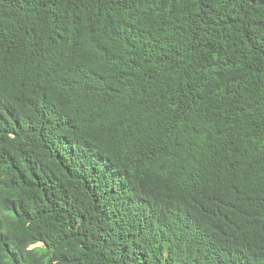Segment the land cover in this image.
Segmentation results:
<instances>
[{"label":"trees","instance_id":"16d2710c","mask_svg":"<svg viewBox=\"0 0 264 264\" xmlns=\"http://www.w3.org/2000/svg\"><path fill=\"white\" fill-rule=\"evenodd\" d=\"M0 264H264V0H0Z\"/></svg>","mask_w":264,"mask_h":264}]
</instances>
